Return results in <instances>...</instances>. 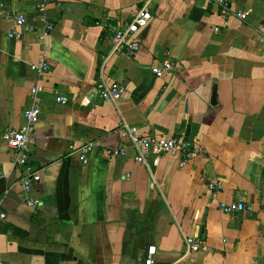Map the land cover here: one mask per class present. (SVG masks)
I'll list each match as a JSON object with an SVG mask.
<instances>
[{
	"label": "crops",
	"instance_id": "0c3cea01",
	"mask_svg": "<svg viewBox=\"0 0 264 264\" xmlns=\"http://www.w3.org/2000/svg\"><path fill=\"white\" fill-rule=\"evenodd\" d=\"M229 2L247 19L223 20L213 0H0V264H139L152 246L155 264H264V0ZM146 4L153 17L137 35L139 52L112 56L103 74L125 94L104 102L97 85L113 30ZM168 59L175 69L157 78L153 68ZM43 62L49 71L38 76L32 67ZM36 85L41 117L23 168L4 133L24 127ZM124 124L185 137L203 153L164 156L150 171ZM188 126L190 136L180 135ZM89 142L84 166L78 150ZM117 148L126 156L107 154ZM30 172L40 176L36 208L22 184ZM215 179L222 188L213 192ZM223 202L246 208L228 215ZM187 237L200 252L187 254Z\"/></svg>",
	"mask_w": 264,
	"mask_h": 264
},
{
	"label": "built area",
	"instance_id": "2783aa9c",
	"mask_svg": "<svg viewBox=\"0 0 264 264\" xmlns=\"http://www.w3.org/2000/svg\"><path fill=\"white\" fill-rule=\"evenodd\" d=\"M56 2L57 0H49ZM211 1V0H202ZM216 6L219 8L220 16L223 20H227L231 17H236L242 21L247 19V12L238 11L232 8L229 0H213ZM153 14L146 4L142 6L134 18L131 21L125 22L122 25L116 27L113 30L111 37V51L110 54L102 57L100 63L101 80L97 85V90L100 98L104 102L117 103L125 94L126 88L123 82H108L103 78L104 70L108 64L110 58L117 54H127L129 56H135L140 50V43L137 39L138 33L145 29L149 22L152 20ZM5 20L14 21L17 27H24L27 25V19L24 15L6 13L4 15ZM31 31H35L34 27L30 28ZM53 30L52 24L45 26V32L43 37H47ZM218 31V29H216ZM10 39L20 40L22 33L16 29H12L8 32ZM264 44V37L262 38ZM32 69L38 74V76L45 75L49 71V66L46 62L41 63L38 66H33ZM175 69V64L171 60H165L161 66L154 67L153 73L157 78H162L166 73ZM43 86L36 85L31 90L32 105L24 111L23 117L25 120L24 127L18 130H7L4 133V138L9 144V147L17 154L16 162L19 166L27 168L30 156H31V134L34 131L36 124L40 121L41 110L38 106V94L43 92ZM56 102L61 105H67L69 99L65 96H57ZM123 136H127L137 152L136 162L145 166L151 171V167L158 166L161 159L164 156L170 155L174 157H183L191 159L200 156L203 152L199 147H192L185 137H173L170 139H157L149 136H143L140 130L135 126H129L124 124L122 128ZM96 146L95 142H89L82 146L78 150L81 163L86 166L89 164V156ZM107 154L110 157L126 156V151L123 148L109 149ZM1 175V172H0ZM40 181V176L36 172H30L26 174L22 179L23 190L26 195V200L29 206L36 208L38 203L31 197L32 186L34 183ZM208 188L210 191H218L222 188L220 179L212 180ZM243 203H221L220 209L228 215L239 213L245 210ZM5 214H0V219L4 220ZM187 254L198 253L201 251L200 242L193 237H187L185 239ZM157 248L155 246L150 247L138 260L139 264H155V256Z\"/></svg>",
	"mask_w": 264,
	"mask_h": 264
},
{
	"label": "water",
	"instance_id": "95a60500",
	"mask_svg": "<svg viewBox=\"0 0 264 264\" xmlns=\"http://www.w3.org/2000/svg\"><path fill=\"white\" fill-rule=\"evenodd\" d=\"M175 92H173V94L171 95H174ZM171 99V98H170ZM211 104L212 106H215L217 104V92H216V89L214 90L213 92V96H212V101H211ZM155 128L163 133H168L167 130H164L163 128L159 127V126H155ZM190 131H191V126H188L186 129H183L181 132H180V135H185L186 137H189L190 136Z\"/></svg>",
	"mask_w": 264,
	"mask_h": 264
}]
</instances>
